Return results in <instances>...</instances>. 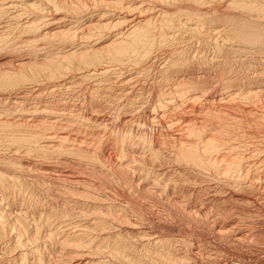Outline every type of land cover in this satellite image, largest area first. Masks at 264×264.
Listing matches in <instances>:
<instances>
[{"label": "bare ground", "instance_id": "obj_1", "mask_svg": "<svg viewBox=\"0 0 264 264\" xmlns=\"http://www.w3.org/2000/svg\"><path fill=\"white\" fill-rule=\"evenodd\" d=\"M0 56V264H264V0H0Z\"/></svg>", "mask_w": 264, "mask_h": 264}, {"label": "rangeland", "instance_id": "obj_2", "mask_svg": "<svg viewBox=\"0 0 264 264\" xmlns=\"http://www.w3.org/2000/svg\"><path fill=\"white\" fill-rule=\"evenodd\" d=\"M1 57V56H0ZM3 61V62H2ZM4 61H6L7 62V60H1V63H2V66L1 67H6L7 66V64L6 63H4ZM6 65V66H5ZM214 86H216L215 84H214ZM214 86L212 87V88H214ZM211 88V89H212ZM212 193L210 192V194L209 195H211ZM190 200H192V198H191V196H190V198H189ZM188 199V200H189ZM228 206H230V205H228ZM157 207L160 209V210H158L157 209ZM156 207V209L155 208H153V211L156 213V214H159V212H161L160 213V215L159 216H162V217H158V216H155V215H151V214H147V217L148 218H150V219H153V218H151V217H154V219H153V221H152V225H153V227H154V229H161L162 227H166V228H168V229H172V228H175L176 226H180V224L181 223H178V221H177V219L175 218V217H173V216H171L170 215V212L171 211H169L168 209H166V211L165 210H162V207H160V206H157ZM155 209V210H154ZM169 211V212H168ZM153 212V213H154ZM164 212V213H163ZM167 213V214H166ZM162 214V215H161ZM168 215V217H166V219H164V217L165 216H167ZM169 215H170V218H169ZM171 217H173V218H171ZM158 218H160V219H158ZM175 218V219H174ZM162 219H164L165 220V222H164V220H162ZM171 219V220H170ZM159 220V221H158ZM167 220V221H166ZM176 220V221H175ZM220 221H226V219H224L223 220V218H221V219H219ZM155 221H157V223L158 222H161V223H154ZM219 221V222H220ZM177 222V223H176ZM154 224L156 225V227L154 226ZM161 224H162V226H161ZM169 225H171V226H169ZM175 226V227H174ZM177 227V228H178ZM207 228V227H206ZM206 228L204 227L203 229H205V230H203L202 228H200V229H202L201 231L199 230H195V229H192V231H190V229L189 230H187V231H189L188 233L190 234V232L191 233H193L194 235L196 234V235H199V236H201V233H202V235H205V233H206V235L208 234V231L210 232V230H209V227L207 228V230H206ZM227 229V228H226ZM163 230H165V229H163ZM194 230V231H193ZM198 231V232H197ZM207 231V232H206ZM203 232H204V234H203ZM187 233V232H186ZM187 233V234H188ZM200 233V234H199Z\"/></svg>", "mask_w": 264, "mask_h": 264}]
</instances>
